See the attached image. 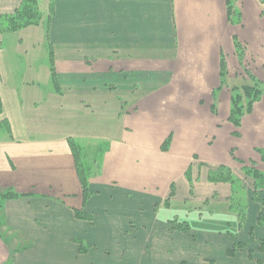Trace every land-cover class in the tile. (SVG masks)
Segmentation results:
<instances>
[{
	"label": "crops",
	"instance_id": "obj_1",
	"mask_svg": "<svg viewBox=\"0 0 264 264\" xmlns=\"http://www.w3.org/2000/svg\"><path fill=\"white\" fill-rule=\"evenodd\" d=\"M20 2L0 0V15ZM38 2L39 25L0 33V192L21 195L0 204V264L99 263L88 251L117 246L128 228L113 220H140L144 207L152 224L173 228L170 243L190 249L188 264H264L253 182L243 227L226 210L192 211L197 226L178 219L190 239L174 221L177 200L230 201L231 184L210 181L211 169L227 166L241 181L245 166L264 172V97L240 127L229 120L232 88L250 75L264 82V0H238L232 14L227 0ZM81 110L106 112L119 134L100 142ZM71 140L103 148L85 201ZM84 236L87 247L77 243Z\"/></svg>",
	"mask_w": 264,
	"mask_h": 264
},
{
	"label": "rangeland",
	"instance_id": "obj_2",
	"mask_svg": "<svg viewBox=\"0 0 264 264\" xmlns=\"http://www.w3.org/2000/svg\"><path fill=\"white\" fill-rule=\"evenodd\" d=\"M237 1L232 2L233 3L232 5L234 6V12L233 13H235V7H236L235 3ZM238 50H239L238 51L239 56L242 58L245 55L246 51L244 50L243 47L239 48ZM244 70L248 72V69H244ZM225 76H226V74H225ZM225 76H224V78H225ZM244 78H245V76H244ZM253 79H255L254 76L250 75L249 78L248 77L246 78L247 82L245 84H250V83L252 84ZM257 81L262 83V84L264 83V82H261L259 80H257ZM243 85L244 84H240V86H234V88L235 87H242ZM231 97H232V94H231ZM263 97H264V94L260 100H262ZM260 100H258V101H260ZM258 101H256V102H258ZM244 102L246 104L248 102V100H245ZM77 115L80 118H83L87 122V126H90V128H95V132L99 135L100 142H103V143L109 142L112 139H115L116 135L119 134L120 124L117 123V120L113 121L111 116H107L106 112H104L102 114L100 112L97 113L96 111L86 112L85 110H81V112L78 113ZM104 118H107L109 120H107V119L105 120ZM73 122L77 123V120L73 119L67 123L70 124ZM90 122H91V125H90ZM96 141H98V139ZM81 143L84 144V142H82V141H81ZM86 144L88 145V142ZM246 167L250 168V170H254V171L257 170L258 172L264 174V172L261 171L258 167H256V165L255 166L253 165L252 167L251 166H245L243 168L242 172L239 173V176L241 178H244V179H242L241 182H242L243 188H245V192L248 189L247 187H250V191H251L252 190V182L255 183L253 176L251 177L250 175L247 176L245 174V168ZM191 173H192V171L190 172V174ZM253 187H254V184H253ZM252 191H255V187H254V190H252ZM245 199H246V197H245ZM176 202L177 203L174 204V206L176 207V210H174L175 214H176V216L181 215L180 217H182V218H177L174 221H177L178 219H183V220L188 219L190 221V224H192L193 226H194V224H195V226H197V222L199 223V220L197 219L198 216L196 218L193 217L192 215L189 216V214L192 211H195L198 214L200 213L203 217L210 215V213L213 211L218 213V212H223V210H226L227 213H229V214L231 213L230 211H228L229 210L228 209L229 208V205H228L229 201L227 204L222 203L221 205H218V204L212 205V202L209 201V206H207V202H202L200 200L197 201V200L188 199L186 201L187 202L186 205L183 202V200H177ZM163 203L165 206L166 205L165 201ZM121 206L123 207V205H121ZM139 212H144L143 214L138 213L141 216L144 215V217L141 218L140 220L136 219L135 216H133V215H131V216L125 215L124 218L113 220L112 225H114V227L117 228L120 225H123V226L126 225V227L128 228L127 231L120 232L119 234H117L115 236V239L117 241V246H114L112 248H105V249H103L102 247L94 246L93 251L92 250L88 251V249L87 250L84 249L85 254H87V251L90 253V255L93 253L95 255L100 254L101 260L99 263H101V264H165L164 261L166 262V264H176L178 261L175 259L177 257L176 255H178V257L180 256L179 261H181V264L183 262L187 263L188 261L185 260V255L187 254V252L190 251V249L188 247L183 248L182 246L179 247V249H178L177 246L180 244L176 245L175 243L172 244L169 242L170 238L168 235H170V234L168 233V231L172 230L173 228L167 224L168 228L162 229V228H158V226H156L155 224H152L153 222L157 223V218L155 217V214L148 212V210H146V207L140 209ZM200 218L201 217L199 215V219ZM144 222H146V223H144ZM202 225L203 224L201 222L200 227ZM176 227L179 230L182 229L180 227V225H177ZM144 232L147 233L144 235H146V238L148 239V241H147V243L144 242V244L141 245L140 244L141 239L139 240L138 236ZM188 232H189L188 235L190 236L191 232L190 231H188ZM132 236H135V237H132ZM86 237L87 236H84L82 239L79 238L77 240L78 241L77 243L79 245H82L83 247H87V245L89 243H92V241L85 239ZM190 239H192V237ZM191 241H193V240H191ZM193 244H196V245L201 247V246H204L203 244H205V243H201V242L195 243V241H193ZM177 251L179 254H175V253H177ZM88 254H87V256L84 257L85 260L82 257H80V259H83V261L88 263L87 260H90V258H91V256H89ZM256 260H258V259H256ZM89 263L90 264L91 263L92 264H94V263L99 264L96 262H94V263L89 262Z\"/></svg>",
	"mask_w": 264,
	"mask_h": 264
},
{
	"label": "trees",
	"instance_id": "obj_3",
	"mask_svg": "<svg viewBox=\"0 0 264 264\" xmlns=\"http://www.w3.org/2000/svg\"><path fill=\"white\" fill-rule=\"evenodd\" d=\"M233 1L237 0H227L229 13L232 14L234 6ZM19 8H17L13 13L0 15V33H9L14 31H19L20 29L29 27L31 25H39L43 19V13L40 11V5L38 0H21ZM53 79L55 85L58 84L56 81V75L54 70V63L52 62ZM222 76H225L224 66L222 65ZM57 83V84H56ZM264 94V83L258 82L253 79L252 84H245L242 87L232 88V110L230 113L231 122L236 127L241 126L242 116L245 113H250L253 110L254 102L261 99ZM245 100L248 102L245 104ZM2 102L0 97V113L2 112ZM5 125H7L4 122ZM238 134V133H237ZM72 149L75 155V161L77 162V172L79 175L80 183L82 184L84 201L92 196L90 179L95 177L99 173L101 162L100 157L103 153V148L100 146L94 149H84L81 144L77 141L71 140ZM190 174V173H189ZM245 174L251 177L255 181L254 187L255 191L252 193L253 201L259 205V213L257 216V226L264 227V198L261 195V191L264 189V174L258 172L257 170H250V168H245ZM209 180L212 182H228L233 188L232 195L229 201V210L233 215L236 216V222L240 227L246 225L247 220V200L245 199V188L242 186L240 179L235 177L232 170L224 165L217 169H211ZM21 196L13 189H6L0 192V204L7 199H16V197ZM166 205H170L169 199L165 200ZM209 206V203H207ZM76 215L79 218H86L88 215L83 211H76ZM174 222V221H173ZM181 230L188 232L190 226L186 222H178ZM189 226V227H188ZM254 228L250 229L252 238L254 239ZM259 250L264 252V239H259L258 241ZM253 253H250L252 256ZM260 264V262L258 263Z\"/></svg>",
	"mask_w": 264,
	"mask_h": 264
}]
</instances>
